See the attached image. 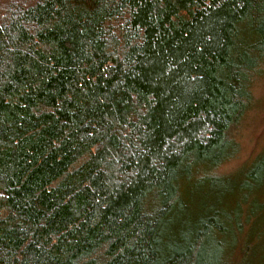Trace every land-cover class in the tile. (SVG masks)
Masks as SVG:
<instances>
[{
  "label": "trees",
  "instance_id": "1",
  "mask_svg": "<svg viewBox=\"0 0 264 264\" xmlns=\"http://www.w3.org/2000/svg\"><path fill=\"white\" fill-rule=\"evenodd\" d=\"M263 71L264 0H0V264H264Z\"/></svg>",
  "mask_w": 264,
  "mask_h": 264
},
{
  "label": "rangeland",
  "instance_id": "2",
  "mask_svg": "<svg viewBox=\"0 0 264 264\" xmlns=\"http://www.w3.org/2000/svg\"><path fill=\"white\" fill-rule=\"evenodd\" d=\"M251 92L252 105L237 133L238 152L219 169L220 173L248 169L258 156L264 154V71L254 81Z\"/></svg>",
  "mask_w": 264,
  "mask_h": 264
}]
</instances>
